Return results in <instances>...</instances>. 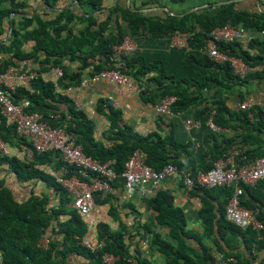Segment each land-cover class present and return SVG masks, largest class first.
Segmentation results:
<instances>
[{
    "label": "crops",
    "instance_id": "0c3cea01",
    "mask_svg": "<svg viewBox=\"0 0 264 264\" xmlns=\"http://www.w3.org/2000/svg\"><path fill=\"white\" fill-rule=\"evenodd\" d=\"M21 1L24 2L22 5L11 9L9 14L4 16L0 45L9 43L14 28L24 30L20 26L26 18L32 19L26 25V29H37L41 22L61 17L64 27L60 32V39L69 41L90 25L91 19L95 20V23L91 25V30L96 31L94 36L96 43L94 47L92 45L88 47V50L94 52L86 55V59L83 58L84 50L80 49L77 50L79 57L76 56V58L70 54H65L64 57L55 56L56 60H63V64L50 68L51 65L45 63L46 50H39L36 60L26 58L17 65H10L9 68L14 72L19 71L22 66L35 70L44 80L55 84L56 92L67 98L68 101L61 102L57 95L54 101H50L48 110L46 109L48 114L56 113L61 116V120L71 119L72 122V116L67 113V108L73 105L77 111H80V115L92 122L95 141L102 142L107 147L122 143L117 135L123 132L133 136V139H128L131 143H136L139 137L148 138L150 141L148 143L162 137L166 141L185 145L189 150L190 160L193 158L191 162H188L189 155L184 149L171 148L168 155L184 161L187 165L183 168L190 172L191 166H195L197 172H200L202 171L201 165L210 164L212 149L216 144L222 148V145L227 146L229 143L228 153L234 150L237 154L245 150L260 153L264 150V130L253 129L254 131L250 132L244 129L240 118L242 110L238 106L240 101L252 98L254 105L251 109L254 107L258 111L259 108H263L264 75H257L256 71L263 70L264 63L257 64L255 67L249 65L247 75L252 73V76H248V79L242 82H235L231 88L225 87L218 90L215 86L218 83L214 81L212 88L202 87L201 90L204 93L199 102H193L185 108L172 109L171 107L167 112H160L155 108V104L163 97L161 95L163 84L188 87L198 95V86L204 78L213 77L219 81H225L226 78L222 73L216 72L213 66L200 62L205 59V56L208 57L204 45L193 47L189 42L187 45L177 43L179 36L183 35L177 31L169 33L150 30L146 26H140L133 31L129 27L130 22L124 18L128 11L146 21L162 20L168 16H182L193 11L197 13L206 12L209 9L213 11L218 4L223 5L230 2H235V6L242 10L264 11V0H101V6L92 10L82 4L81 0H59L51 6L46 0ZM0 3L3 7H11L8 1ZM107 21L109 22L105 28L100 27ZM119 28H122L124 37L131 39L135 45L134 51L126 55L127 61L135 65L136 70L144 65L149 68L152 66L151 70H148L146 75L138 80L130 76L141 85V88L131 90L105 79L84 84V80L92 75L102 60H105V56L98 51L99 35L104 38L110 34L118 35ZM47 29L52 34L51 27L48 26ZM250 29L253 30L254 37L264 39V34L260 31ZM34 44V40H26L23 43V49L31 51ZM118 45L116 42L113 43L112 49L115 53L112 58H117ZM126 56L123 59L126 60ZM155 64H160L163 72L157 69ZM59 69L63 71L61 76L57 72ZM13 71H9L11 73L6 78L5 85L14 92L16 88L14 89L13 86L18 85V82ZM63 75L68 76L67 82L70 81V85L64 86L61 83L60 79ZM162 75L164 77L162 81H159L158 77ZM224 83L226 84L227 80ZM151 98H153L152 101ZM24 99L27 100V98ZM216 101H222L232 112L226 116L228 127H222L221 131H214L208 125V120L213 117L212 112H210L211 116L209 115L206 119L209 108ZM23 103L25 109L28 102ZM106 103L110 104L115 114L111 113ZM249 115L252 116L253 111ZM8 120L13 123L10 119ZM189 120L192 121L190 127L187 126ZM245 134L250 136L247 143L243 142L246 139ZM13 140L15 142L8 143L0 138V152L3 155L12 153L22 159L34 156L33 147L26 144L23 139L17 137ZM55 157L52 163H45L40 167L61 183L66 179L67 169L64 163L57 156ZM59 162L63 166L59 167ZM0 177H5V183L19 201L26 200L33 191V194L39 198L46 195L47 203L51 207L59 203V195L53 188L48 187L42 178L23 181L18 179L11 169L6 170V167L0 168ZM258 185H264V182ZM257 187L245 189L242 204L248 207H259L264 217V187ZM158 190L170 194L173 206L183 213L185 226L180 234L194 250L200 251L204 245L213 259L218 254L223 255V252H233L239 261L249 259L251 264H264V240L253 239L251 229L243 230L240 235L233 238L232 232L227 228V223L222 217L223 214L225 215L228 202L226 192L211 188L195 193V189L184 185L179 176L163 178L155 189L148 185L144 188L127 187L124 178L118 174L112 179L108 189L94 190V194L97 192L100 195L94 207V217L96 223L102 222V225H106L111 231H120L124 235L129 247L128 253L133 257L134 264H137L136 258L146 259L153 264H168L167 256L156 249L152 243L157 233L174 244L178 243V238L172 235L173 226L170 221L160 222L159 210L152 206V198L156 196ZM205 207L213 213L210 222H205V216L202 213ZM68 218L63 216L59 219L63 222ZM56 224L57 221H54L50 228L53 229L52 226ZM52 234L54 239L62 237L59 231H53ZM42 237L50 239L47 234H43ZM92 237L96 242L98 239L96 229ZM214 260L221 264L220 261ZM66 263L91 264L87 256L75 253L68 255ZM232 264H239V262L234 261Z\"/></svg>",
    "mask_w": 264,
    "mask_h": 264
},
{
    "label": "trees",
    "instance_id": "16d2710c",
    "mask_svg": "<svg viewBox=\"0 0 264 264\" xmlns=\"http://www.w3.org/2000/svg\"><path fill=\"white\" fill-rule=\"evenodd\" d=\"M6 1L9 2L11 7H3L0 3V32L3 29L4 16L9 14L11 9L17 8V6L24 3L21 0H0V2ZM58 1L59 0H46L49 6ZM81 1L82 4L89 7L90 10L97 9L101 6V0ZM90 18H92V16ZM124 18L130 22L129 27L133 31L140 26H146L150 30H161L169 33L177 31L180 34L186 35L189 44L193 47L204 45L210 31L215 27L224 26L226 23L243 24L245 27L253 28L256 31L264 29V11L251 12L244 9L242 10L235 6V2L224 3L221 6L215 7L213 11L210 9L201 13L193 11L182 16H168L162 20L146 21V19L138 18L135 14H131V12L128 11ZM31 21V18H26L20 26L24 28V30L22 31L19 28H14L9 43L0 45V72L8 69L10 65H17L23 59L32 58L33 60H36L39 56V50H46L47 56L45 63L51 65L50 68L52 66L63 64V60L55 59L58 55H61L59 57H64L65 54H70L76 58V56L79 57V55H77V50L83 49L85 54L83 55V58L86 59V55L94 52L93 50H88L89 45L94 47L96 43V39L94 38L96 31L91 30V25L95 23L94 19H91L90 25L81 31L78 36L70 37L71 41L68 39H60V32L64 27L61 22V17L52 21L41 22L37 29H26V25ZM108 22L109 21L103 23L100 27L105 28V25H107ZM48 26L51 27L53 31L52 34L49 33L47 29ZM118 31V35L110 34L106 38L99 35L100 41L98 44V51L105 56V60H102L101 63H99L97 69L93 73L106 67L113 66L111 63V58L115 53L112 49L113 43L116 42L117 44H120L124 40L122 28H119ZM29 39L34 40L35 44L33 50L25 51L23 49V43ZM219 48L224 53L226 52L229 55L242 58L251 67L264 63V39H260L259 37H253L248 45L237 40L232 42H219ZM204 58L205 59L200 60V62H205L208 66H213L216 72L223 74L227 83H224L226 80L219 81L213 77H206L198 86V95H196L193 90H189L188 87H178L176 84H163L164 87L161 91L162 96L171 94L177 96V100L171 104L172 109L177 107L180 109L185 108L193 102H199L204 93L201 90L202 87L208 89L210 87L212 88L214 86V84H212L214 81H217L218 84L215 86H217L218 90H221L225 87L231 88L235 82H242L248 79V76H252V73L249 75H247V73L244 76L239 75L229 61L219 63L211 60L207 56ZM125 61L127 65L125 72L137 80L146 75L148 70H151L152 68V66L149 68L144 65L141 69L136 70L135 65H131V63L127 61V56ZM155 65L157 69H160V71L163 72L160 64ZM256 73L257 75L262 74L263 76L264 69L259 70V72L256 71ZM162 77H164V75L158 77V80L162 81ZM67 79V75H63L60 79L64 86L70 85V81L67 82ZM30 86L34 88L33 91L28 85H17L12 94L13 101L16 103L28 102L25 107L26 111H42L45 118L53 125L58 124L51 121L48 116L49 114L47 110L49 104H51L50 101H54L57 95L59 96L58 100L61 102L68 101L67 98L56 92L55 84L50 81L47 82L39 75L30 81ZM24 98H27V100ZM153 98L150 100L152 101ZM106 105L111 109V113L115 114L110 104L106 103ZM67 109V113L72 116V124L74 126L73 132L76 136L77 144H81L83 150L87 154L102 161L114 158V168L119 174L123 172L128 157L136 150L146 153L147 164L153 169L160 170L168 163H173L179 168H183L187 165L181 159L170 157L168 155L171 148L174 150L184 149L189 155L187 146L176 144L170 140L166 141L162 137H158L156 141L151 143H148L150 142L148 138L142 139L139 137L136 139V143H131L128 139H133V136L129 133L123 132L117 135L121 138L122 143L119 142L112 147H107L102 142H96L94 139L92 122L85 119L83 115H80V111H77L73 105H69ZM251 110L253 111V117L249 115V111L242 110L240 116L242 126L250 132H252L253 129L264 130V109L259 108V110L256 111L253 107ZM208 111L209 114L206 119L209 118L210 112H212L211 115H213L212 118L216 125L219 127H228V118H226V116L232 112L222 101H216ZM17 137L23 139V141L29 146H32L31 142L28 141V138L18 134L15 123H11L7 117L0 114V138L8 143H12L15 142L13 138L15 139ZM249 137L248 134H245L244 138L246 139L243 140V142L245 141V143H247ZM217 145L218 144L213 146L212 161L210 164H206L205 166L201 165L202 171L209 170L213 167L216 161L228 155L229 143L227 146L222 145V148ZM53 153L54 152L38 153L34 151V156L32 158L22 159L12 153L3 155L0 152V168L6 167V170L7 168L11 169L15 176L23 181L42 178L45 180L46 185L53 188V190L59 195L58 205L52 207L48 205V197L46 195L39 198L33 194V191L26 200L19 201L14 196L13 191H11L9 186L5 183V177H0V264H67L66 259L70 253L84 254L89 258V263L91 264H112L103 259V254L106 252L116 256L114 259L115 264H134L133 257L128 253L129 247L125 242L124 235L120 231H111L106 225H102V222L96 223L94 227V230L96 229L97 232V241L95 242V239L92 237L93 242L97 244V248L92 250L86 245L79 244L76 236L81 237L87 232L86 218L77 209L71 206V194L62 182L60 183L55 180L54 177L47 174L46 170L40 166L45 163H52L56 158L55 156H57L67 169V173H65L66 179L70 178L72 175H77V169L74 166H68L57 153H54L55 156ZM262 154H264V150L260 153H253L250 150H245L236 154V159L242 163L245 159L254 158ZM187 159L188 162L193 160V158L190 160V155ZM61 165L62 164L59 162V167ZM191 167L189 168L191 169V176L195 177L198 172L195 169V166ZM259 182H264V180H259L256 182V185L243 184L244 193L241 195L242 203L245 189H253L257 186L264 187V185H258ZM192 188L195 189V193L196 191H207L206 188L200 186H193ZM212 189H219L220 191L226 192L228 195V201L234 191L233 186L215 187ZM94 195L98 201L100 198L99 193L96 192ZM152 206L159 210L158 218L160 222L166 220L170 221V224L173 226L172 235L178 238L177 244L162 238L158 233L154 235L152 239V243L156 249L167 256L168 264H218L212 257H210L209 253L206 251L207 248L204 245L200 251L194 250L184 237L181 236L180 233L184 230L185 219L182 216L183 213L173 206L170 194L163 190H158L156 196L152 198ZM248 208L256 211V217L264 223V217L262 216L260 209H258L259 207ZM204 209L205 210H203L202 213L205 216V222H210L209 220H212L213 213L207 207ZM63 216L69 217L68 220L61 222L59 218ZM222 217L227 223V228L232 232L233 238L236 235H240L243 230L251 229L253 239L264 240L263 229L258 230V228L253 226L243 229L235 223L230 222L226 218V213L225 215L223 214ZM54 221H57V224L52 226V229L50 227ZM53 231H59L62 236L61 239H54L52 236ZM259 233L262 234V237L259 236ZM43 234H47L50 237L49 247L47 248L40 244V238ZM92 234H94V231ZM232 255L236 257V254L233 252H223L224 257ZM135 261L137 264H153L146 259L136 258ZM237 261L239 264H251L249 259H244V261H239L238 259Z\"/></svg>",
    "mask_w": 264,
    "mask_h": 264
},
{
    "label": "built area",
    "instance_id": "2783aa9c",
    "mask_svg": "<svg viewBox=\"0 0 264 264\" xmlns=\"http://www.w3.org/2000/svg\"><path fill=\"white\" fill-rule=\"evenodd\" d=\"M264 34V29L260 31ZM179 34V33H178ZM180 35V34H179ZM254 37L253 30L246 28L243 24L226 23L224 26L213 28L208 34L204 47L208 57L219 63L229 61L235 71L244 76L247 74L248 64L242 59L234 55L224 53L219 48V42L240 41L248 44ZM177 43L182 45L188 44L186 35L179 36ZM123 42L118 45L117 58L111 60L112 67H106L100 71L93 73L89 78L84 80V84L90 81L105 79L109 82L120 84L121 86L139 90L141 85L135 82L126 72V61L124 56L133 52L135 45L128 37L123 38ZM12 69H6L0 72V114L7 117L16 125V130L20 136L28 138L33 147V152H54L68 165L77 169V175H72L62 181V184L71 194V206L77 209L86 218L87 232L79 237V244L86 245L90 249L97 248V244L93 242L92 236L96 220L94 217V207L96 199L94 190L108 189L112 179L119 173L115 171V159L111 158L102 161L87 154L83 147L76 142V136L73 132V124L71 119L61 120V116L56 113H50L48 116L51 121L58 123L53 125L39 111H26L24 103H16L13 101V91L5 85L6 78L10 75ZM14 72V71H13ZM61 76L63 71L57 70ZM15 77L18 85L30 86V81L38 76V72L27 67H21L19 71H15ZM17 85H14L15 89ZM177 100L174 94L166 95L155 104V108L160 112L170 110L171 104ZM26 102V101H25ZM254 105L252 98H246L238 103L239 108L252 113L250 109ZM264 109V102L262 103ZM192 121H188L187 126L190 127ZM208 125L214 131H221L213 121L208 120ZM237 151H229L228 155L216 161L212 168L207 171H200L195 177L191 176V172L184 168H179L173 163L166 164L160 170L153 169L147 164V155L145 152L136 150L125 162L122 176L127 187L150 186L156 188L161 180L168 176H179L183 184L188 188L200 186L210 189L215 187L233 186L234 191L226 205V218L245 229L253 226L264 230V223L256 217V211L244 206L241 202V195L244 193V186L256 185L259 180H264V154L254 158L245 159L242 163L236 159ZM262 237V234L259 233ZM50 239L42 237L40 244L45 248L49 247ZM114 256L111 253H104L103 259L109 263L115 264ZM216 259L221 260L222 264H229L236 260L234 256L223 257L218 254Z\"/></svg>",
    "mask_w": 264,
    "mask_h": 264
},
{
    "label": "clouds",
    "instance_id": "9594fccd",
    "mask_svg": "<svg viewBox=\"0 0 264 264\" xmlns=\"http://www.w3.org/2000/svg\"><path fill=\"white\" fill-rule=\"evenodd\" d=\"M223 256V255H222ZM232 256H234V255H232ZM231 256V257H232ZM224 257V256H223ZM227 257V256H226ZM235 257V256H234ZM236 258V257H235ZM214 259H216V257H214ZM216 260H218V259H216ZM218 261H220V263H221V260H218ZM235 261H237V258H236V260ZM234 262V261H233ZM222 264V263H221ZM230 264V263H229Z\"/></svg>",
    "mask_w": 264,
    "mask_h": 264
},
{
    "label": "water",
    "instance_id": "95a60500",
    "mask_svg": "<svg viewBox=\"0 0 264 264\" xmlns=\"http://www.w3.org/2000/svg\"><path fill=\"white\" fill-rule=\"evenodd\" d=\"M219 5H222V4H218V6H219Z\"/></svg>",
    "mask_w": 264,
    "mask_h": 264
},
{
    "label": "bare ground",
    "instance_id": "6f19581e",
    "mask_svg": "<svg viewBox=\"0 0 264 264\" xmlns=\"http://www.w3.org/2000/svg\"><path fill=\"white\" fill-rule=\"evenodd\" d=\"M260 183V182H259Z\"/></svg>",
    "mask_w": 264,
    "mask_h": 264
}]
</instances>
